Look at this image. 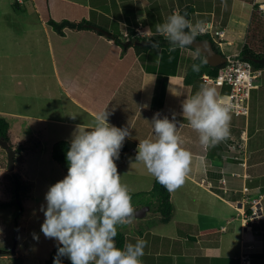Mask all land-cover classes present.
Listing matches in <instances>:
<instances>
[{
  "label": "crops",
  "instance_id": "1",
  "mask_svg": "<svg viewBox=\"0 0 264 264\" xmlns=\"http://www.w3.org/2000/svg\"><path fill=\"white\" fill-rule=\"evenodd\" d=\"M28 1L34 3L33 7L36 8L38 0ZM199 1L205 2V6L200 5ZM261 2L264 3V0H190L180 10L191 6L193 13L190 21L195 24L193 26L201 24V27H212L211 33L205 36L212 39L217 52L225 56H241L244 47L249 46L255 53L263 54L264 14L254 6ZM175 3L176 0H46L49 13L46 24L49 19L77 23L85 19L95 20V24L101 28L110 29L109 34L103 35L95 31L64 29L62 35L52 31L59 36L53 38L51 29L46 25V52L52 66L51 75L47 76L51 78L53 90L60 95L59 99L63 97L73 106V110L69 109L68 115L60 123L74 128L79 125L90 127L94 125L96 115L107 108L111 113L109 122L112 125L128 127L131 131V136L124 143L128 146L127 153L136 156L139 141L154 139L150 123L154 115L160 113L161 118L166 115L171 119L172 114L176 113L178 127L184 123L179 132L182 146L192 153L190 172L179 188L183 198L189 202L190 211H195V206H191L190 202L198 199L197 204L208 202V213L203 215L199 224L177 222L175 232L170 235L147 231L146 234L130 237L126 244L135 243L137 238L147 241L143 264H230L225 259L238 260L239 264H264V125L261 126V116L255 113L252 123H256V128L252 133L247 128L243 132L247 134L246 150L240 153L231 149L222 165H214L213 155L223 153L225 141L210 147L201 145L199 133L190 127L181 114L182 102L200 88L186 82L189 62L196 59L197 54L190 49H181L176 74L168 77L165 89L156 95L162 79L158 76L162 73L161 52L155 50L140 56L135 51V45L129 44L134 41L129 36L130 31L135 33L137 28H142L144 32L150 29L145 33L147 37L155 34L152 32L154 25L166 21L165 13ZM72 6L83 8L85 16L73 18L70 13ZM256 14L260 18L258 22L253 18ZM145 16H152L147 27L130 25L133 19L139 21ZM100 17L109 19L107 25L100 22ZM113 23L119 24L120 39L125 41L127 48L116 44ZM255 39H261L258 47ZM186 51H191L195 57H185ZM186 62L188 66L185 71L182 66ZM263 84L261 78L259 89ZM216 88L220 93V89ZM160 95L163 96L162 105ZM155 100L157 103H154ZM260 100L263 101L262 95ZM263 106L264 102L261 104L260 101V107ZM230 138L229 143L235 137ZM256 138L257 146L254 145ZM133 150L136 154H133ZM240 160L245 161L244 166L242 161L238 162ZM196 188L203 190L201 193L206 196L197 193ZM219 203L234 210L236 217L229 219L217 214L214 205ZM254 209L257 215L247 214V210L253 212ZM219 211H223V208ZM178 225L187 226V231L184 230L186 227L177 230ZM150 233L153 236H149ZM216 236L218 241L214 239ZM244 256L249 257L246 263L241 261Z\"/></svg>",
  "mask_w": 264,
  "mask_h": 264
},
{
  "label": "rangeland",
  "instance_id": "2",
  "mask_svg": "<svg viewBox=\"0 0 264 264\" xmlns=\"http://www.w3.org/2000/svg\"><path fill=\"white\" fill-rule=\"evenodd\" d=\"M22 1L24 2L21 5L23 11L22 8L18 9L15 0H0V117L9 124L10 145L13 150L18 147L23 149L21 153L15 151V168L10 171L8 154L0 146V202L15 200L18 203L15 193L16 185L13 179L8 177L9 175L17 173L20 179L24 180L22 183L24 186L22 185L23 188L19 194L22 203L21 212L18 213L19 217L16 216L17 204H13L10 208L0 209V264H14V258H19L22 264H44L46 260L56 257L58 242L45 237L41 231L45 220L42 207L46 208L45 196L50 186L66 176L60 165L52 160V148L59 141L70 143L77 129L60 123L73 106L63 97L59 99L60 95L53 90L51 78L48 77L51 75L52 66L46 52V20L49 18L46 0H38L36 8L33 7L34 3L28 0ZM188 1L190 0H176L175 4H171L173 8H169L165 13L166 21ZM199 3L205 6V2L199 1ZM154 8L155 6L152 9ZM152 9L151 12H154ZM70 13L73 18L81 19L85 16L84 9L77 6H72ZM151 17L145 16L139 21L132 18L133 23L130 25H147ZM253 18L255 22L260 20L257 14ZM100 22L107 25L108 20L100 17ZM52 31L51 29L50 35L53 38L59 37ZM260 40L255 39L257 47ZM186 52L185 57H195L191 51ZM187 66L186 62L182 68L186 71ZM198 81L200 82L199 79ZM198 81L195 80L192 86L199 88L201 82L198 84ZM262 81L264 82V73ZM256 95L257 97H253L250 103L252 118L248 119V122L243 117H235L231 114L229 136L235 138L231 143H229L230 137L224 139L222 152L225 153L220 155L214 153V165H222L227 154L232 150L238 152L232 143L240 145V150L241 146L244 151L246 150L247 134L243 132H246V128L251 133L255 130L256 123L254 125L252 123L255 113H259L262 119L261 126L264 125V106L260 107V101L261 104L264 102V84ZM261 95L263 101L260 100ZM239 139L242 141L239 142ZM257 140L256 138L254 141L255 146L258 145ZM133 154L136 153L133 152ZM124 155L126 162L125 160L116 161L118 172L122 176V183L128 186L130 193L150 192L156 178L147 171L142 162L135 163L136 156L127 152ZM196 191L203 197L206 196L201 193L203 190L196 188ZM170 193L175 206L173 218L164 221L160 214L155 213L154 207H151L145 218H134L132 223L118 226V231L124 234L125 240L137 237L139 233L146 234L147 231L157 235H170L175 232L177 222L199 224L203 215L208 213V202L203 201L197 204L200 201L198 199L193 200L194 203L190 202L191 206H195V211H190L189 202L183 198L179 186L171 189ZM219 207L223 208V211H219ZM214 208L220 216H228L229 219L236 217L234 210L221 203L214 205ZM183 227H186L184 230L187 231V226L182 225H178L177 230ZM227 227L229 228V225ZM151 233L149 236H153ZM214 239L218 241V236ZM14 244H16L14 257L1 252L12 250ZM61 259L70 261L67 257Z\"/></svg>",
  "mask_w": 264,
  "mask_h": 264
},
{
  "label": "clouds",
  "instance_id": "3",
  "mask_svg": "<svg viewBox=\"0 0 264 264\" xmlns=\"http://www.w3.org/2000/svg\"><path fill=\"white\" fill-rule=\"evenodd\" d=\"M198 30L201 24L194 27L187 14L179 11L156 25L173 50L190 46ZM148 42L152 48L160 46ZM192 70L199 72L200 65L194 63ZM181 107L184 119L199 133L201 145L214 146L230 135V109L216 87L202 84ZM110 115L106 108L96 115L94 125L77 126L66 152L68 173L46 193L41 231L58 242L54 264H63L62 257L71 264H143L147 241L137 238L120 248L115 240L118 226L134 219L132 195L116 164L131 131L112 125ZM150 123L154 139L139 141L135 163L142 162L171 190L184 183L192 162V153L182 146L179 135L184 123L178 127L176 113L171 119L156 113Z\"/></svg>",
  "mask_w": 264,
  "mask_h": 264
},
{
  "label": "trees",
  "instance_id": "4",
  "mask_svg": "<svg viewBox=\"0 0 264 264\" xmlns=\"http://www.w3.org/2000/svg\"><path fill=\"white\" fill-rule=\"evenodd\" d=\"M252 2L253 0H247ZM15 4L16 6H18V9H21V4L18 2L17 0H15ZM262 4L258 3V4H254L255 9L258 7L259 5ZM24 9L22 8V11ZM181 14L186 13L187 14V18L189 20H191V15L193 13V8L191 6H186L184 8H182L180 10ZM109 20V19H107ZM95 20L91 21V20H82L80 22H72L69 20H62L61 22H57L53 19H49L47 21V25L56 33L62 35L64 29H69V30H73V31H95L96 33L103 35L104 33L109 34L110 33V29H106V28H101V26L95 24ZM113 38L116 42L117 45L121 46L122 48H127L128 46L125 45V41L121 40V33L119 30V24L118 23H113ZM147 27V25H146ZM153 34L151 37H137L136 33H134L133 31H130L129 36L131 38H133L134 40H136L137 42H143L146 43V45L142 46H135V51L138 55L142 56V55H146L148 53L151 52H155V50H158V52H161L160 55V70H161V74L158 75L159 78L162 77L161 82L159 83L158 87L161 86V88L157 87V92L156 95L160 94V91L165 89L166 85H167V81H168V77L170 75H174L176 74V71L179 67V61H180V57H181V49L180 48H176V49H172L169 45V42L162 36L160 35L157 31H156V25H154L153 29H152ZM196 40H202V41H209L212 42L214 47L216 48V45L214 44V42L212 41V39L209 36H198L196 35L195 38ZM148 41H155L159 43V48H152L151 44ZM186 49H190L192 51H194L197 54V58L195 60H193L192 62H189V69H188V75L186 78V82L189 85H192L194 83V81H198V79L201 81L202 84H204L203 81V75H209V76H217L219 70L221 67H223L224 65H221L219 67H211L205 60L204 56H202L200 53H198L196 50H194L192 47L187 46ZM159 56V55H158ZM153 57V56H152ZM241 57L244 59L249 60L254 68L257 70H263L264 72V64L259 63L260 60L264 59V53L263 54H257L255 53L249 46H245L242 53H241ZM143 61L146 63V61L143 59ZM199 64L200 65V71L196 72V73H192V65L193 64ZM259 90H254L252 92V99L253 97L256 98L257 97V93ZM160 99V105H162V101H163V96L160 95L159 97ZM251 99V100H252ZM154 103H157V101L155 100ZM155 106V105H154ZM159 109H161L159 107ZM252 118V116L250 115L249 119ZM9 124L8 122L4 119L0 117V142L2 141H6L10 144V137H9ZM243 143V142H242ZM11 146V145H10ZM70 146V143L67 141H59L57 142L53 148H52V153H51V158L53 161H55L56 163H58L60 165V167L62 168L63 172L65 173V175H67L68 173V162L66 159V152L68 151ZM234 147L238 149V151H244L242 148L240 150V148L236 145V143H234ZM17 153H21L23 151L22 147H18L15 150ZM128 151V146L126 143H124L123 148L121 149L120 152V158L119 160H117L118 162H122L125 160V152ZM242 161V162H241ZM17 162V161H16ZM239 163L241 162L242 166L243 164H245L244 160H240L238 161ZM10 179H13V183H15L16 185V196L18 197L17 202H15V200H13L12 202H0V209L1 208H10L13 206V204H17L18 207V211L16 213V216H18L19 212H21L22 209V203L21 200L19 199V194L20 191L23 188V181L22 179H20V175H18L17 173H13L11 175L8 176ZM23 185V186H22ZM132 195V205H133V209L134 211H137L139 209H141L142 207H154V211L155 213L160 214L163 217V220H169L172 217V214L174 212V205L172 203L171 200V193L170 190L168 188H166L165 186L161 185L156 179L154 182V185L151 189L150 192H145V193H131ZM247 214L251 215L252 212L250 210H247ZM21 216V215H20ZM19 217V216H18ZM116 240V244L118 247L123 248L124 245L126 244V240H125V236L124 234H122L120 231H118V235L115 238ZM14 264H22V261L19 258H14L13 259ZM63 264H71V261L68 260H62ZM225 262H228L230 264H239V261L237 260H232V259H225ZM44 264H54V258H50L48 260H46L44 262Z\"/></svg>",
  "mask_w": 264,
  "mask_h": 264
},
{
  "label": "built area",
  "instance_id": "5",
  "mask_svg": "<svg viewBox=\"0 0 264 264\" xmlns=\"http://www.w3.org/2000/svg\"><path fill=\"white\" fill-rule=\"evenodd\" d=\"M23 3L22 0H17ZM258 12L264 14V3L258 7ZM212 30L209 25L203 26L202 30H198V36H204ZM137 37H145L142 28L135 29ZM217 35L220 36L219 33ZM220 68L217 76L203 75L204 83L214 85L220 89V95L225 98V102L230 109V113L235 117H243L248 121L251 114L252 92L259 89V82L263 75V70H256L253 64L242 58L240 55L226 56V62ZM240 148V145L238 146ZM242 149V146H241ZM136 153V151H133ZM245 164H243L244 166ZM252 214L257 215V210H253ZM254 216H251L253 218ZM225 229V228H224ZM242 263L249 261L248 256L241 258Z\"/></svg>",
  "mask_w": 264,
  "mask_h": 264
},
{
  "label": "water",
  "instance_id": "6",
  "mask_svg": "<svg viewBox=\"0 0 264 264\" xmlns=\"http://www.w3.org/2000/svg\"><path fill=\"white\" fill-rule=\"evenodd\" d=\"M129 44H133L135 46H144L146 43L131 41ZM194 50L204 56L206 62L211 67H219L226 62V56L217 52L213 43L209 41H202V40H193V43L190 45ZM259 63L264 64V59L260 60ZM0 146L6 150L8 154V169L14 170L15 168V150L10 146V144L6 141L0 142ZM150 210L149 207H144L137 211H134V218L136 219H143L146 217L147 212ZM7 253L10 257H14L16 254V244H14L12 250L10 251H1Z\"/></svg>",
  "mask_w": 264,
  "mask_h": 264
}]
</instances>
